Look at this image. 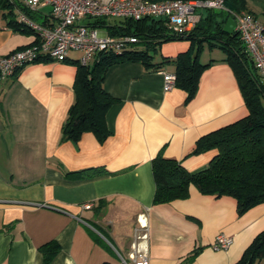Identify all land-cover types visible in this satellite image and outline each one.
Returning <instances> with one entry per match:
<instances>
[{"label":"crops","instance_id":"0c3cea01","mask_svg":"<svg viewBox=\"0 0 264 264\" xmlns=\"http://www.w3.org/2000/svg\"><path fill=\"white\" fill-rule=\"evenodd\" d=\"M24 2L0 4V57L38 40L6 16L19 22ZM50 10L42 8L37 20ZM247 11L264 23V0H247ZM190 48L187 40L163 43L155 61L176 59ZM76 54L65 62L42 59L0 78V264H45L42 248L49 243L58 246L50 264H133L134 242L147 250V264H182L192 254L189 264H240L264 232V203L239 215L236 199L203 195L193 185L188 199L154 204L152 160L161 151L200 172L217 150L194 154L197 141L249 114L225 52L205 48L201 62L211 64L192 99L179 87L165 90L172 64L162 71L140 62L112 66L104 80L117 100L106 117L110 137L100 142L85 133L77 143L61 142L76 99ZM95 167L106 173L68 175ZM142 215L145 241L136 240L145 233ZM220 234L233 239L227 250L213 247Z\"/></svg>","mask_w":264,"mask_h":264},{"label":"trees","instance_id":"16d2710c","mask_svg":"<svg viewBox=\"0 0 264 264\" xmlns=\"http://www.w3.org/2000/svg\"><path fill=\"white\" fill-rule=\"evenodd\" d=\"M1 3L5 8L10 7L9 0H0ZM225 6L228 11L204 10L199 23L184 33H175L163 19H116L115 23L110 19L92 20L89 23L92 27L106 30L110 36H135L139 42L120 54L101 52L87 66L74 61L78 66L74 85L76 99L64 123L61 142L77 143L85 133H93L100 142L110 137L106 117L117 100L106 92L104 80L112 66L140 62L148 70L162 71L166 65L172 64L175 66L176 87L185 90L188 99H192L197 94L203 72L211 64L201 62L203 51L206 47L219 48L225 52V60L234 70L249 114L197 141L194 154L217 150L209 165L200 172H189L182 162L166 158L161 151L152 160L156 183L154 204L188 199L193 185L203 195L236 199L239 215L264 203V80L240 36L224 30L233 13L247 11V0H226ZM28 14L37 19L36 14ZM10 15L15 28H26L14 20L12 13H6V16ZM183 40L191 42L187 52L173 60L163 58L161 62L155 61L160 45ZM139 44L143 46L139 48ZM104 173L106 169L95 167L68 175L93 177ZM42 250L45 264H50L58 252V246L49 243ZM194 258L195 254H192L182 264H189ZM262 258L264 232L256 237L240 264H254Z\"/></svg>","mask_w":264,"mask_h":264},{"label":"built area","instance_id":"2783aa9c","mask_svg":"<svg viewBox=\"0 0 264 264\" xmlns=\"http://www.w3.org/2000/svg\"><path fill=\"white\" fill-rule=\"evenodd\" d=\"M226 0H25L24 10L19 12V23L37 35V42L6 57H0V78L14 77L21 69L42 59L65 62L71 52L79 53L77 61L87 66L101 52L122 53L130 45L139 42L135 36H110L89 23L95 19L155 18L165 20L175 33L192 30L200 21V12L206 9L225 10ZM51 10L44 21L32 18L42 8ZM28 11V12H27ZM236 31L264 80V23L251 13H233ZM85 20V21H83ZM176 87V75L165 73V90ZM84 208L92 209V204ZM141 227L145 230L136 240L148 239L147 218L142 215ZM233 239L225 234L216 237L215 250H227ZM134 242L129 255L133 264H147V250ZM125 264H129L124 260Z\"/></svg>","mask_w":264,"mask_h":264},{"label":"water","instance_id":"95a60500","mask_svg":"<svg viewBox=\"0 0 264 264\" xmlns=\"http://www.w3.org/2000/svg\"><path fill=\"white\" fill-rule=\"evenodd\" d=\"M224 26L226 33L238 35L236 31V21L233 18H230Z\"/></svg>","mask_w":264,"mask_h":264},{"label":"rangeland","instance_id":"374dc122","mask_svg":"<svg viewBox=\"0 0 264 264\" xmlns=\"http://www.w3.org/2000/svg\"><path fill=\"white\" fill-rule=\"evenodd\" d=\"M83 21H85V20H83ZM110 22L115 23L116 19H110ZM73 56H75L74 60H78L80 57L79 53H77L76 55H73Z\"/></svg>","mask_w":264,"mask_h":264}]
</instances>
